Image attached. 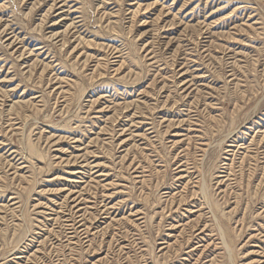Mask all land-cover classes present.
Returning a JSON list of instances; mask_svg holds the SVG:
<instances>
[{"label":"rangeland","instance_id":"374dc122","mask_svg":"<svg viewBox=\"0 0 264 264\" xmlns=\"http://www.w3.org/2000/svg\"><path fill=\"white\" fill-rule=\"evenodd\" d=\"M0 264H264V0H0Z\"/></svg>","mask_w":264,"mask_h":264}]
</instances>
